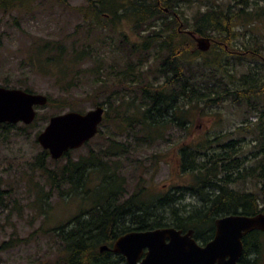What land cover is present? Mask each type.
Wrapping results in <instances>:
<instances>
[{"label": "rangeland", "instance_id": "obj_1", "mask_svg": "<svg viewBox=\"0 0 264 264\" xmlns=\"http://www.w3.org/2000/svg\"><path fill=\"white\" fill-rule=\"evenodd\" d=\"M112 1L118 7L109 11L104 8L111 19L100 22L83 19L80 8L86 9L88 0H23L22 6L13 11L0 10V85L7 82L8 86H16L20 81L19 88L27 85L33 92L46 95L48 90L56 92L59 84L72 83L64 96L70 106L61 112H85L96 103H104L106 116L86 144L59 159H41L43 148L36 140L48 118L59 113L57 108L36 106V121L31 127L23 128V123L18 122L8 130L0 128V264H56L57 259L62 260L64 251L55 229L92 206V194L104 174L117 176L125 197L136 192L147 199L174 191L182 195L179 205H183L181 212L187 213L195 212L201 202L186 190L194 185V173L181 171L182 147L190 149L199 144L206 151H219L217 143L223 145L234 139L241 148L238 155L243 168L253 164L247 159L255 143L250 130L260 112L252 110L245 99L242 103L230 98L218 104L193 103L185 113L183 129L174 122L164 123L158 129L145 120L147 99L141 97L140 87L163 81L156 69L165 52L157 43L145 52L127 54L124 50L132 44L140 45L144 37L159 31L173 16L161 15L137 24L132 17L122 14L125 0ZM234 2L180 0L175 11L183 27L192 29L202 12ZM263 5L260 1L259 6ZM241 24L237 21L235 25L236 38L228 43L227 55L215 54L219 48L212 47L201 55L192 54V71L197 64L220 61L229 87L244 85L240 77L255 71L257 78L264 80V60L252 51L256 45L261 51L258 43L264 47V19ZM51 40H65L69 45L76 41L79 50L91 55L83 64L76 63L71 56L60 64H48L45 56L38 60L37 46ZM59 65L61 70L55 72ZM221 69H215L218 75ZM94 80L97 84L93 89ZM100 150L106 157L98 154ZM88 157L106 161V171L104 167L89 169L78 185L60 176L64 165L70 169L74 161ZM47 170L56 176L51 178ZM230 187L239 193L258 191L252 178L239 180ZM249 244L258 251L256 264H264V233L252 238ZM252 251L247 258H255L257 253Z\"/></svg>", "mask_w": 264, "mask_h": 264}, {"label": "trees", "instance_id": "obj_2", "mask_svg": "<svg viewBox=\"0 0 264 264\" xmlns=\"http://www.w3.org/2000/svg\"><path fill=\"white\" fill-rule=\"evenodd\" d=\"M179 1L125 0L121 5L124 9L122 14L132 17L137 24H145L153 17L161 15L173 16L172 19L164 22L163 28L158 29L159 31H152L144 37L140 45L132 44L124 50L127 54L139 50L145 52L157 43L165 52V57L159 60L156 69V72L163 77V81L154 86L140 87L141 97L147 99V106L143 110L144 118L158 129L162 124L169 122H174L176 127L183 129L186 122L185 113L188 111V106L193 103L218 104L227 98L236 103H242L245 99L252 110L260 112L254 127L250 130L254 134L252 140L255 143L247 159L253 164L243 168V160L238 155L241 148L236 146L237 140L234 139L227 140L223 145L217 143L219 151H206L199 144L190 149L187 146L182 147L180 150L181 171L194 173V185L186 190L197 195L201 202V207L195 212L187 213L181 212L183 205H179L182 195H176L174 191L147 199H142L136 192L125 197L122 186L117 182V176L104 174L99 187L92 194L94 200L92 206L55 229L60 249L64 251V258L57 259L56 264H126L121 254L114 253L110 249L101 251L100 247L102 245L111 247L115 239L126 232L159 227H174L182 232L192 229L197 241L206 242L213 236L216 218L228 214L264 213V80L260 81L255 71L240 77V80L245 82L244 85L229 87L224 79L226 70L220 61L197 64L196 69L192 71L189 58L192 54L193 56L197 53L201 55L205 51L197 48L195 39L187 32L192 31L198 37L210 38V48H219L215 54L227 55L228 43L236 38L237 21H241V25H250L253 21L264 19V5L259 6L260 1L264 3V0H234V3L226 7L217 5L216 8H209L196 17L192 29H185L183 23L179 21L175 11ZM22 3L23 0H0V10L7 13L22 6ZM114 3L115 1L112 0H88L86 9L80 8V12L83 13L85 22L109 20L111 17L106 11L118 7ZM104 8L107 10L104 11ZM175 23H178L176 28ZM212 33L215 34L213 37L210 36ZM258 44L261 45H259L261 51L258 50L257 45L252 51L257 54L255 56H262L264 60L262 53L264 47L261 43ZM77 45L76 41H72L70 45L65 40L46 41L37 46L35 55L38 60L45 56L48 64H60L70 56L76 63L83 64L91 53L79 50ZM218 66L222 67L221 75L215 71ZM206 68L209 69L208 72L205 71ZM50 70L53 71V69ZM58 70H61V65L55 69V72ZM17 82L20 85V81ZM7 84L6 82L3 86L22 87L17 84L16 86ZM96 84L95 80L92 81L91 87L96 88ZM71 87L72 83H63L59 84L56 92L48 90L46 105L57 108L59 113L64 108H68L70 103L64 96L68 94ZM102 89L105 90V88ZM24 90L33 92L27 85ZM97 105L103 107L104 103H96ZM178 111L182 112L181 115ZM105 118L104 115L102 121ZM34 121L36 116L32 123L23 124L22 127H31ZM15 126L16 124L12 123H0V128L5 130ZM205 142L210 143V140ZM101 151H98V154L106 157V154ZM69 152L70 150L65 151L61 157L67 156ZM47 156H50L48 151L43 149L41 159ZM105 162L99 157L77 159L71 164L70 169L64 165L60 176L72 183L76 181L75 185H78L79 181L85 180L84 174L89 169L104 167L106 171ZM40 166L43 167L42 161ZM47 173L51 178L56 176L51 170H47ZM245 178L256 181L257 192L239 193L230 187ZM246 241L245 237L243 253L239 261L243 264H256L258 251ZM249 250L257 253L255 258L246 257Z\"/></svg>", "mask_w": 264, "mask_h": 264}, {"label": "water", "instance_id": "obj_3", "mask_svg": "<svg viewBox=\"0 0 264 264\" xmlns=\"http://www.w3.org/2000/svg\"><path fill=\"white\" fill-rule=\"evenodd\" d=\"M187 32L199 50L210 47V38ZM47 99L42 93L0 85V123H32L35 107L46 105ZM103 116L101 105L85 112L68 110L52 115L36 140L52 159H58L65 151L77 149L90 140L98 132ZM252 230L264 231V213L216 218L213 236L204 245L198 244L192 229L182 232L174 227H159L126 232L111 247L102 245L100 250L121 254L126 264H241L242 238Z\"/></svg>", "mask_w": 264, "mask_h": 264}, {"label": "flooded vegetation", "instance_id": "obj_4", "mask_svg": "<svg viewBox=\"0 0 264 264\" xmlns=\"http://www.w3.org/2000/svg\"><path fill=\"white\" fill-rule=\"evenodd\" d=\"M254 231H258V232H255ZM260 233H264V231H261V230H252L250 232H248L247 234H245L242 238V243H243V239L246 237L247 238V241L249 243V241L253 238V236L256 238L257 235H260ZM210 240V239H209ZM199 245H204L206 242H201V241H197ZM244 246V245H243ZM244 248V247H243ZM263 258H264V255H263ZM240 260V259H239ZM240 262V261H239ZM241 263V262H240ZM243 264V263H241Z\"/></svg>", "mask_w": 264, "mask_h": 264}]
</instances>
